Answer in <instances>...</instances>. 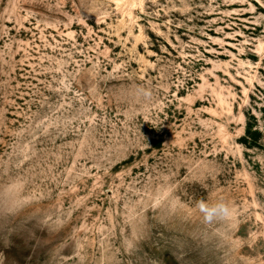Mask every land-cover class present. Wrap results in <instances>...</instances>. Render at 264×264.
I'll return each instance as SVG.
<instances>
[{"label": "rangeland", "instance_id": "374dc122", "mask_svg": "<svg viewBox=\"0 0 264 264\" xmlns=\"http://www.w3.org/2000/svg\"><path fill=\"white\" fill-rule=\"evenodd\" d=\"M0 264H264V0H0Z\"/></svg>", "mask_w": 264, "mask_h": 264}, {"label": "clouds", "instance_id": "9594fccd", "mask_svg": "<svg viewBox=\"0 0 264 264\" xmlns=\"http://www.w3.org/2000/svg\"><path fill=\"white\" fill-rule=\"evenodd\" d=\"M141 95L147 99H151V92L148 90H141ZM198 208L203 213L205 222H212L215 219H226L231 215V209L223 201L217 202L213 205H208L203 201L198 202Z\"/></svg>", "mask_w": 264, "mask_h": 264}]
</instances>
